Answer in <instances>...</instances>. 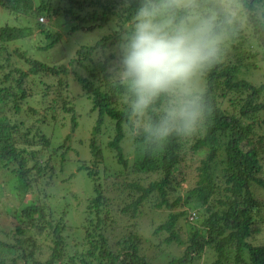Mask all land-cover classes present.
<instances>
[{
	"label": "trees",
	"instance_id": "1",
	"mask_svg": "<svg viewBox=\"0 0 264 264\" xmlns=\"http://www.w3.org/2000/svg\"><path fill=\"white\" fill-rule=\"evenodd\" d=\"M0 8L10 16L0 24V195L19 197L7 209L10 229L0 227V264H264V80L255 77L264 0H0ZM194 15L207 21L192 51L202 90L187 88L165 57ZM98 27L106 32L94 44L48 55ZM74 80L96 113L84 140L93 158L75 164ZM80 171L93 190L76 239L68 210L47 193L59 173L70 180Z\"/></svg>",
	"mask_w": 264,
	"mask_h": 264
},
{
	"label": "rangeland",
	"instance_id": "2",
	"mask_svg": "<svg viewBox=\"0 0 264 264\" xmlns=\"http://www.w3.org/2000/svg\"><path fill=\"white\" fill-rule=\"evenodd\" d=\"M190 1L191 0H178V2L182 5H186ZM205 19L206 18H204L203 20L197 15H194L193 18L190 20L189 27L187 28L186 34L184 35L185 41H181V37L179 35L177 40H174L173 42L174 46L171 49H166L165 51L166 59L168 60L169 64L173 67L175 73L182 78L184 85L187 88L194 87L196 90H202L204 86L202 83V74L201 72H198L197 68H195V63L197 59L195 53H193L192 51L195 49V40L202 37L204 33L203 31H205L207 27L206 24L202 22H207L205 21ZM7 21H10L9 14H7L5 10L0 8V24H5ZM138 26L140 32L143 35L151 34L152 26L150 25L149 20H141ZM182 27L183 25L179 26L180 30L185 32V30L183 29L184 27ZM55 28L58 29L57 26H55ZM105 32L106 28L101 27L87 31L80 30L75 35H73V38L68 44H66V46L65 44L59 43L52 51H50L48 55L59 59L63 55H71L74 53V51H76V48L79 45L94 44L98 40L100 35ZM150 38H152L151 35ZM169 41L170 39H166L165 43L169 44ZM255 77H260L261 80H264V65L260 71H257ZM80 87L81 86L77 83V81L74 80L71 83L70 88L71 93L75 95V101L77 103V114L78 119L80 121L79 127L74 136L75 150L74 152H69L67 160L68 163L73 164H75L78 160L81 159L88 160L93 158L92 151L88 143H86L84 140L87 138V136H89L90 130L96 122V113L90 111V99L86 96H80L78 94V92L80 91ZM126 144L127 139L124 141V146H126ZM126 150L128 152H132L131 148L130 150L126 148ZM74 153L78 154L77 157ZM132 156H134V153L131 154V157ZM106 160L109 163V166H112V157H110V160L109 158H106ZM67 169L70 170V167H68ZM67 173L68 172H62L57 175L58 178L55 179L48 188L50 190H48L49 193L47 194L51 197V200L49 198L46 199L48 204H55L60 209L68 210L69 220L75 227L74 237L76 239H80L85 232L83 222L85 219L86 198L88 193L92 192L93 190V182L84 171L77 172L76 175L70 180H65V178H69ZM0 175L2 176V174ZM75 191L78 194L77 197H73L75 194H71ZM258 191L260 192L261 197L264 199V189L259 188ZM16 206H19V197L12 190L6 189L4 194L0 195V211L2 212L0 227L3 232H5V230L10 229L11 221L15 220L12 213H9L7 209L13 208L12 210L14 211L16 209ZM163 216H165V214L162 215V218ZM145 230V234H148L151 229H148L146 227ZM0 237L4 239L2 232L0 233ZM262 238H264V232L262 234ZM259 241L260 239L257 237L255 242ZM5 254L6 258L8 259L12 257L10 253L6 252Z\"/></svg>",
	"mask_w": 264,
	"mask_h": 264
},
{
	"label": "built area",
	"instance_id": "3",
	"mask_svg": "<svg viewBox=\"0 0 264 264\" xmlns=\"http://www.w3.org/2000/svg\"><path fill=\"white\" fill-rule=\"evenodd\" d=\"M41 20H42V21H45V18H44V17H41Z\"/></svg>",
	"mask_w": 264,
	"mask_h": 264
}]
</instances>
